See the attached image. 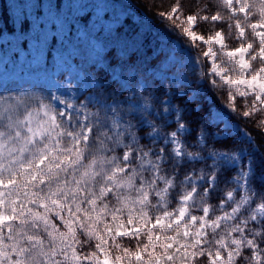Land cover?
<instances>
[{
	"label": "snow or ice",
	"instance_id": "1",
	"mask_svg": "<svg viewBox=\"0 0 264 264\" xmlns=\"http://www.w3.org/2000/svg\"><path fill=\"white\" fill-rule=\"evenodd\" d=\"M222 3L231 11L232 17L243 13L247 20L252 15L249 0H222ZM259 3L260 19L247 25L259 47L253 49V43H248L226 52L230 61L239 67L236 79L233 78L235 67H224L216 62L217 53L211 45L214 42L223 49L221 32L217 31L207 40L198 35L193 30L197 16L188 15L181 19L179 0L171 12L160 14L165 21H171L174 30L180 29L181 34L191 41L189 47L196 48L197 41L209 45L203 56L208 58L211 66L204 71L200 67L204 61L197 57L195 66L200 67L197 76L215 89L227 86L232 112L237 111V97L254 96L250 106L245 101L244 117L264 112V0ZM199 19L207 20L208 17ZM220 19L219 15L211 16L212 21ZM78 22L87 26L88 17H79ZM52 24H55V31ZM123 26L124 22H120L119 28L112 29L98 12L88 31L81 33L77 29V36L83 40L94 33L99 39L107 32L106 39L117 42L123 39L124 63L135 66L143 59L140 49L146 48L150 41L138 30L124 33ZM18 27V39L27 40L33 62L39 66H44L49 59L68 63L70 58L79 55L76 45L69 42L70 25L66 20L36 21L29 14ZM235 28L239 37L244 38L245 28L239 20L235 22ZM250 50L253 51L250 53ZM245 54H249L248 60L244 58ZM106 58L119 63L115 49ZM257 59L262 64L253 72L251 62ZM245 73L249 75L246 77ZM172 76L178 78L176 73ZM182 82L187 83V76ZM153 84L159 86L149 92L143 103L136 101L135 91L131 98L124 97L123 100L93 101L88 97L85 102L77 97V103L55 93L43 95L19 91L13 94L8 89L0 92V264H120L119 256L113 259L106 251L109 240L119 247L116 237L139 240L142 235L146 236L147 243L135 252L137 264H177L181 258L190 264L191 258L205 254V249L200 246L208 239L209 230L213 236L218 231L224 233L215 240L219 246L215 256L210 251L207 253L210 264H217V261L233 264L234 255L240 256L241 248L245 246L252 250L251 260L255 264H264V248L260 247L264 244V186L259 190L254 187L247 160L237 154L242 150L215 141L210 121L197 126L189 143L183 113L174 111L172 105L173 97L179 95L180 90L170 88L165 91L155 78ZM241 85L243 88L239 87ZM151 87L145 84L144 90ZM124 103L129 111L123 110L121 105ZM154 107L156 111H153ZM137 114L140 115V126L151 128L146 136L153 143L163 138L165 146L171 145L170 149L166 151L161 147L157 152L140 144L133 132L136 126L125 119L126 116L135 118ZM148 116L153 120L148 121ZM157 118L165 127H171L169 120L174 118L172 123L176 127L161 137L155 123ZM257 127L264 129V120ZM201 132L205 135L201 136ZM210 143L226 151H208ZM193 145L197 150L189 151ZM118 150H122V155L117 154ZM193 160L204 164V168L198 172H186L178 184L177 169L182 166L181 162ZM208 160L212 161L210 165ZM169 162L173 167L172 174L166 171ZM230 168L235 172L225 183L233 186L226 191L218 206L207 203L204 197L210 196L219 177ZM178 186L179 206L170 212L167 210L170 196ZM201 187L202 193L199 191ZM196 196L201 197L203 214L200 216L191 214V209L199 207ZM153 208L164 211L153 219L150 216ZM216 211L221 215L215 216ZM49 213L61 221L66 232L59 231ZM125 214L126 222L121 220ZM77 229L86 232L89 240L95 238L98 241L95 248L103 259L97 251L85 256L78 254L73 247V241L80 243L76 239ZM157 229L159 231H155ZM41 232L46 234L47 240ZM233 233L239 236L234 237ZM6 240L9 243L6 244ZM226 241L235 247L230 248ZM157 247L162 249L161 253L156 252ZM220 249L227 253L226 259ZM142 252L147 253V259ZM57 255L62 259L57 260ZM127 259L131 260V256Z\"/></svg>",
	"mask_w": 264,
	"mask_h": 264
},
{
	"label": "trees",
	"instance_id": "2",
	"mask_svg": "<svg viewBox=\"0 0 264 264\" xmlns=\"http://www.w3.org/2000/svg\"><path fill=\"white\" fill-rule=\"evenodd\" d=\"M72 1L73 0H0V51L2 50L3 54L5 52H9L11 56H18L21 50H16L13 47L14 45L16 47H20L22 50L23 48L27 49L28 53L30 52V50H28L27 48V40L18 39V37L20 36V30L18 27L19 22L28 17L29 14H31V17L35 18L36 21H41L45 19H51L53 15H49V12L51 10H54V15L59 16L60 20H66L70 26L73 25L75 20H78L79 17H87L86 15L88 13L82 15L76 14L74 16ZM120 1L125 2L124 0ZM249 2L252 4V15H249L247 20H245V16L243 13H238L235 17H232L231 11L223 5L222 0H179V3L182 5L181 19H185L188 15H196L197 22L195 23V26L203 35H207L210 31H214L220 28L224 33L223 37L227 47H232L238 43H253V49H257L259 47V42L256 40V37L254 36L252 30L247 27V25L257 22L260 19L258 12L260 3L259 0H249ZM42 4H46V8L42 7ZM125 4L132 6L134 11H127L123 16L118 17L117 23L111 28H119L120 22H124V26L122 29L124 33L138 30L142 36L146 35L148 40L150 41L146 48L140 49L143 59L137 61V64L135 66L124 63V60L126 59V52L123 50V39L119 42L111 39H106L108 33L104 32L99 38L105 41L109 45V47L103 52H98L90 42L89 37L81 40L77 36V31L75 30H72V32H70L69 34V42L73 45H76L80 53L84 55L82 59H79L81 61V66L89 71V73L93 75L97 80V84L95 86H92L85 91L93 92L101 101H104L108 98L123 100L124 97L129 96L128 89L124 88L122 82L114 77L112 72H118L123 78L133 80V83H136L138 78H141L144 81V86L145 84L152 85V87L147 91L144 90L143 86L141 92L146 97H148L149 92H154L155 88L159 86L153 84V78L161 82L162 87L165 91L167 90V88H173V84L170 83L169 80H161L159 77H156L152 71H150V66L157 59L156 56L160 54L159 52L155 51L158 47L159 42H161L162 40L164 41V43L169 44L173 39H176L181 43L183 47L189 49L191 52L197 51L200 55L204 52V48L201 47L202 44L198 41L196 42V48L189 47L191 41L181 34L180 29L177 28L174 30L171 26V21H165L161 18V13L171 12V9L177 5V0H130V3L125 2ZM212 15H219L220 17H222V19L218 21H212ZM204 16L208 17V19H199V17ZM237 20H239L242 27L245 28L244 38L239 37V34L235 28V22ZM91 23L92 22L88 24L89 27H91ZM177 23H179V21ZM114 34L115 33L113 32V35ZM113 49H115L116 60H118L119 63H115L113 62V60L106 58L108 56V53ZM193 49H195L196 51H194ZM216 50L220 64L224 67H235L236 72L233 73V77H237L239 73L238 65H235L234 61H230V58L227 57L226 53L221 49H217V46ZM129 51H131V49H129ZM252 51L253 50H250V53ZM96 54H99L103 57L106 62L107 68H110L112 72H108V70H106L104 67L96 65L93 58L94 56H96ZM154 54L155 56H153ZM0 56H2L1 52ZM50 60L51 59H49L47 62L49 63ZM251 63L252 65H254V61H252ZM36 65L37 64H35L34 66ZM54 66L55 64H52L51 68H49L52 70L53 74L57 72ZM255 69L256 67H253L252 71L254 72ZM61 74L63 73L59 74L60 77L62 76ZM203 86L205 87V93L202 94L201 98L197 101L184 100L185 96L182 95L173 97L174 99L178 100V103H180L183 107L181 113H183L184 122H186L188 125L187 131L189 133L186 139L189 143H191L192 136L195 135L197 126L204 121H209L206 114L208 113V110H210L209 108L211 106H214V108H216L218 111L225 112L231 120L237 123L239 128H242L248 132L251 139L241 136L239 131L236 133L227 134L222 137H217L214 132L215 130H217L218 124L210 123L212 126L211 131L215 137V141H223L228 143L230 146H234L241 150H246L248 154L252 156L251 161L253 168L250 176H253L254 187L259 190L261 186H264V129L258 128L257 125L260 124L262 120H264V112L254 113L250 117H244L242 115V112L247 110V108L245 107V101L247 100L248 106L251 105L250 99H253L251 96L247 98L237 97L235 101L237 111L232 112L230 110L231 105L229 104L228 100L227 86L218 90L211 87L206 80L203 82ZM206 96L209 97L206 99ZM78 98L79 100H84L85 102H87L85 93L79 92ZM161 99H163V97H161ZM197 102H200L201 104L198 107L195 106ZM121 106L124 111H129L128 105L126 103L122 104ZM139 117L140 115L137 114L135 118L126 116L125 119L131 120V122L136 126L133 130L136 138L140 141V144L145 147V149L151 147L154 151L157 152L161 147H165L166 151L170 149L171 145L165 146L163 138L153 143V140L146 136V132L149 128L140 126ZM156 124L160 129V132L163 133V136L176 127V125L172 122L170 123L171 127H165L163 125V122L158 118L156 120ZM201 134L205 135V133L203 132H201L200 135ZM208 148L226 151V149L223 148H215L213 143H210L208 145ZM188 150L196 151L197 149L196 146L193 145V147L189 148ZM117 154L122 155V150H118ZM207 163L210 165V160H208ZM181 165L182 166L177 169L178 184L180 180H183L186 172L193 170L198 172L204 168V164L198 163L195 160L188 163H184L182 161ZM166 171L169 174L173 173V167L171 166L170 162L166 165ZM234 172L235 169L230 168L229 171L225 172L219 177V180L211 191L210 196L205 197V201H207V203L213 206L219 205L220 199L224 196L226 191L233 186L232 184H226L225 181L228 180ZM202 191L203 188L201 187L200 192ZM179 193L180 188L178 186L176 190L171 193V202L167 207L168 211L171 212L178 208ZM112 203L114 204L115 201H112ZM153 203H155V198H153ZM39 211L43 212V209H39ZM163 211L164 209H160L159 211H157V209L155 208L150 209V216L154 219L156 215L162 214ZM192 212L198 216H200L202 213V211L198 208H193ZM219 213L220 211H216L214 215L217 216ZM49 218L52 219L53 223L57 226L59 231H67L61 221L55 218L52 213H49ZM65 218L67 217L65 216ZM126 219V214L121 217V220L124 222L126 221ZM108 220L110 222V216L108 217ZM85 227L87 229V225ZM100 227L102 228V226ZM155 231H159V229ZM40 234L42 236H45V239L47 240L46 234H44L43 232H41ZM222 235H224V233L218 231L217 234L213 236L211 231L209 230L208 239L203 245L200 246L205 249V254L199 257L191 258L190 264H210L209 256L207 253L210 251L212 253V256H215V252L219 248V246L215 243V240L219 239ZM233 236L238 237L239 234L233 233ZM249 238L251 237L249 236ZM76 239H78L80 243L76 244L73 241V247H75L78 254H80L81 256H85L94 251H97L95 248V244L98 243V241L95 238L89 240L86 232H81L79 229H77ZM226 242L229 243L230 248L235 247L234 245L230 244V241ZM257 242L259 243V241ZM146 243L147 239L144 235H142L139 240L131 237H116V244H118L119 247H116L111 242V240H109L108 248L106 249V251H108L111 257L115 258L119 256L123 261L126 260L127 256L130 255L131 260L133 261L135 252L138 249H141ZM154 243H156L155 240ZM260 247L264 248V244H260ZM125 249H127L128 251L125 252ZM155 250L157 253L162 252V249L159 247H157ZM57 251L59 252V248L57 249ZM149 251H151V249H149ZM188 251L191 252L193 251V249H188ZM220 251L222 257L226 259L227 253L223 249H220ZM142 256L147 259V253L142 252ZM251 256L252 250L247 248L246 246L242 247L241 255H234L233 264H255V262L251 260ZM56 259L61 260L62 257L60 255H57ZM128 260L129 259H127V261ZM82 264H86V262H82Z\"/></svg>",
	"mask_w": 264,
	"mask_h": 264
},
{
	"label": "rangeland",
	"instance_id": "3",
	"mask_svg": "<svg viewBox=\"0 0 264 264\" xmlns=\"http://www.w3.org/2000/svg\"><path fill=\"white\" fill-rule=\"evenodd\" d=\"M124 1L126 3H130V0H124ZM125 2H122L120 0H73L72 1L73 10H74L73 14L75 16L76 14L82 15L88 13L86 16L88 17V21L90 23L96 20L97 13L99 12L104 17L105 24L113 27L117 23L118 17L123 16L127 11L128 12L134 11L133 7L125 4ZM80 5H83L84 7H79ZM45 6L46 4H42V7L46 8ZM49 15H53L52 18H55L56 20H60L59 16L54 15V10H51L49 12ZM184 26L187 25L185 24ZM51 27L52 30L55 31V24H52ZM88 28H90L88 25L85 26L83 23L78 22V20L76 19L74 24L70 26V32H72V30L77 31V29H79L81 33H86L88 31ZM193 30L198 35L202 36L205 40H207L209 37H214L217 31L221 32L222 36L224 35V33L220 28L214 31H210L209 34L207 35H203L200 32V30L196 28L195 24L193 25ZM89 40L98 52H103L109 47V45L101 38L96 39L95 34H92V36L89 37ZM198 42L202 44L201 47L204 48V51H207L209 45L203 44L201 41ZM223 43H224L223 49H221V47L219 45H216L214 42L212 43L211 46L213 47V50L215 52L217 51L216 50V46H217V49H221L226 53L227 51H231L234 50L235 48L248 44V43H238L232 47H227L224 41V37H223ZM13 47L16 50L17 49L21 50L18 56L17 55L11 56L9 52H5L3 54L2 50L0 51L2 53V56H0V92L4 91V89H8V91L13 94L19 91H29V92L34 91V92H40L43 95H48L49 93H55L58 96L71 99L74 103H77L78 93L82 92L85 93L86 98L91 97L93 101L99 100L93 92L85 91L86 89L95 86L97 84V80L94 78L93 75L89 73V71H87L86 69L83 68V66H81V61L79 59H82L84 55L81 54L79 50H78L79 55L70 58L68 63H64L63 61L50 60V62L49 63L47 62L44 66H39V65L34 66L35 63L33 62L32 51L28 47V43H27V48L28 50H30L29 53L27 52V49L23 48L22 50L20 47H16L14 45ZM193 50L196 51L195 49ZM155 52H159L160 54L156 56L157 59L150 66V71H152L153 74L156 77H159L161 80L164 79H167L169 81L174 80V82L172 83L173 84L172 89H179L180 90L179 95L185 96L184 100H189V97H191L192 101L193 100L197 101L198 99H200L202 94L205 93V87L203 86V82L205 80H200L199 77L197 76V73L200 71V67H203L204 71H207L208 68H210L211 65L208 62V58H205L203 56V53L200 55L198 54L197 51L191 52L189 49L183 47L181 43L176 39H173L169 44L164 43V41L162 40L161 42H159ZM155 54L153 56H155ZM197 57H200V59L204 61V64L200 67L195 66V60ZM93 58L96 65H100L101 67H104L106 70H108V72H112L110 68H107L106 62L102 56L96 54V56H94ZM244 58L248 60L249 54H245ZM173 62H175V64L170 69V65H173ZM216 62L220 64L217 56H216ZM52 64H55L54 67L57 71L55 74H53L52 70L49 69L51 68ZM261 64L262 62H260L257 59L256 61H254L253 67L254 68L256 67V69H258L259 67H261ZM60 73H63L61 74L62 75L61 77L59 75ZM165 73H167V78H165ZM172 73H176V77L178 78H174L172 76ZM112 74L114 77H116L118 80L122 82L124 88L128 89L129 91L128 98H131L133 95V91H135L136 101H140L141 103H143L144 99L147 97L143 95V93L141 92L144 86V81L141 78L140 79L138 78L136 83H133V80L123 78L122 76H120L118 72L115 73L112 72ZM248 75L249 73H245L246 77ZM184 76H187V83L182 82ZM233 78L236 79L238 78V76ZM239 87L243 88L242 85ZM169 89L170 88H167V90ZM4 94H8V93L5 92ZM208 97L209 96H206V99ZM251 97L253 99H250V103L252 102V100H254V96ZM136 101L133 102L135 103ZM178 102H179L178 100L173 98L172 100L173 109L174 111L182 112L183 107ZM53 103L55 104L56 107H60V105L57 104L56 102ZM200 105H201L200 102L199 103L197 102L195 104L196 107ZM209 109L210 110H208L206 116L208 117L210 123L218 124L219 126V128H217V130H215L214 132L217 137H222L227 134L236 133L239 131L241 136L251 139L248 132L242 128H239L237 123L231 120L225 112L218 111L216 108H214V106H211ZM156 110L157 109L154 107L153 111ZM147 119L148 121H152L153 117L148 116ZM172 119L174 118H170L169 123L172 122ZM144 127L149 128L146 133L151 132V128L148 125H144ZM218 132L219 134H217ZM160 134L162 137L163 133L160 132ZM201 136H203V134H201ZM207 150L223 151V150H217L211 148H208ZM237 154L238 155L242 154L243 157L245 156L251 174L253 168L251 161L252 156L249 155L246 150H242V153H237ZM210 163H212L211 160ZM197 183L201 184L202 182L197 181ZM204 186L207 185L205 184ZM160 187H163V185H161ZM205 197L204 200L206 199ZM237 198L239 197L237 196ZM200 199H201L200 196H196V201L197 204L199 205L198 209L202 211V205H200ZM191 214L196 215L192 212V209H191ZM202 214L203 213H201V215ZM218 215H221V212ZM189 218L190 217H186V219ZM169 234H174V233L170 232ZM5 243L7 244L9 242L6 240ZM183 251L184 249L181 248V252ZM97 254L101 256V259H103L102 254H100L99 252H97ZM177 255L179 256V253H177ZM112 258L114 259V257ZM120 264H137V260L136 257H134L133 261L132 260L127 261V259L124 261L121 260ZM177 264H188V261H184L183 258H181L180 260H177ZM217 264H220V262L217 261Z\"/></svg>",
	"mask_w": 264,
	"mask_h": 264
}]
</instances>
